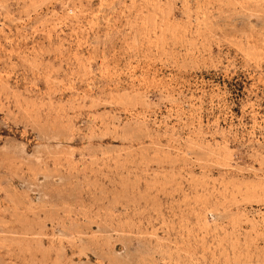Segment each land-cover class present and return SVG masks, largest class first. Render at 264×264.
<instances>
[{
    "label": "rangeland",
    "instance_id": "374dc122",
    "mask_svg": "<svg viewBox=\"0 0 264 264\" xmlns=\"http://www.w3.org/2000/svg\"><path fill=\"white\" fill-rule=\"evenodd\" d=\"M0 264H264V0H0Z\"/></svg>",
    "mask_w": 264,
    "mask_h": 264
}]
</instances>
